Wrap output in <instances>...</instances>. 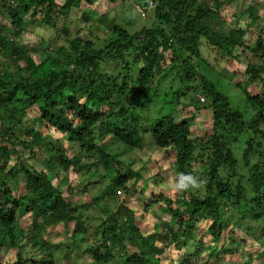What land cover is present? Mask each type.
Wrapping results in <instances>:
<instances>
[{
    "label": "trees",
    "instance_id": "16d2710c",
    "mask_svg": "<svg viewBox=\"0 0 264 264\" xmlns=\"http://www.w3.org/2000/svg\"><path fill=\"white\" fill-rule=\"evenodd\" d=\"M82 1L93 2L0 0V249L10 252L0 257V264H60L64 257L72 260L78 248L81 264H159L167 249L179 255L168 264H215L208 258L234 253L247 243L248 236L240 232L251 222L258 223L247 232L257 244L252 252L264 264V25L254 32L252 43L245 40L251 23L264 21V4L261 9L248 4L245 27L226 26L219 33L207 21L235 0H134L144 8L143 16L137 10L139 16L152 10L156 24L131 33L104 23L103 17L112 37L98 47L92 39L71 36L67 26L57 27ZM82 17L90 18L85 12ZM34 23L59 30L53 48L38 60L21 43ZM203 39L225 47L229 58H237L233 52L239 47L258 59L245 72L247 83L258 81L262 89L250 93L235 84L245 94L250 117L200 75L194 59L204 58ZM171 71L195 80L197 84L184 87L204 95L203 102L195 98L193 112L210 110V126L199 135L193 136V117L178 120L174 115L181 89L172 93L166 112L146 123L140 120L153 82ZM146 148L163 149V157L175 163L174 173L198 177L205 193L200 196L190 188L170 194L162 190L167 180L157 181L162 167L145 173V164H137L136 158H121L124 151ZM194 162L200 167L188 169ZM70 169L88 173L89 180L97 174L108 179L94 199L103 201L97 206L102 215L96 234L83 244L78 241L85 239L88 227L80 208L88 209L94 201L76 205L69 197L71 185L65 194L54 183L59 172ZM131 200L140 208L131 207ZM149 214L160 216L148 224L143 220ZM197 216L207 222L198 237ZM60 223L70 230V238L57 256L59 244L53 237ZM225 241L226 249L220 243ZM247 258L252 264L254 257Z\"/></svg>",
    "mask_w": 264,
    "mask_h": 264
},
{
    "label": "rangeland",
    "instance_id": "374dc122",
    "mask_svg": "<svg viewBox=\"0 0 264 264\" xmlns=\"http://www.w3.org/2000/svg\"><path fill=\"white\" fill-rule=\"evenodd\" d=\"M61 2V0H58ZM91 5H87L84 1L81 2L80 7L73 10L67 20L60 19L58 21L57 27L58 29L62 26H67V29L71 36L79 35L87 39H92L96 46L102 47L104 46L108 40L112 37L110 30L104 23H116L125 27L129 32L133 33L135 31L140 30L144 26H152L156 24L153 21V11H147L145 17L139 16L136 6L140 4L139 1L130 2L131 0H126L125 2H111L109 0H92ZM134 2V3H133ZM251 3L252 7L261 9L264 0H249V1H241L235 0L230 5H224L221 7V10L216 14L218 17L210 18L207 23L211 28H215L219 33L225 31L226 26L231 27H245L247 25V13H245L246 7ZM87 13L90 17L88 20L82 17V13ZM261 14V11H259ZM28 17V15H27ZM103 17L105 20L102 23ZM102 19V20H101ZM264 21L259 19L255 23H251L250 33L248 32L245 35V40L251 43L254 41V32H258L261 27H263ZM59 31V30H58ZM56 29L38 26L37 23L31 24L28 29L23 32L21 36V43L25 44L29 47L30 54L33 55L35 60L39 58H43L46 55L47 51H50V48L54 46L55 37L57 36ZM50 39L49 45H47V40ZM264 42V36H263ZM202 49L201 55L204 57L203 59L197 58L194 59V63L198 66V71L200 75H205L209 78L210 81L215 82L218 85V88L222 93L228 95L230 99L234 100V102L239 106L240 109H244L247 116H251L249 106L245 100V94L239 88L235 87V84L239 82L243 88H246L250 93H254L260 88V82L256 81L254 83H247L249 81V74L245 72V68L248 63L256 62L258 59L252 56L251 52L248 50H243L242 48H235L233 55H236L234 58H229L224 54V48H218L212 46L207 42L206 39L202 40ZM205 44V46H204ZM46 49V51H45ZM170 56L169 52H166V59ZM4 58L3 55L0 56V60ZM164 61L162 60L161 63ZM167 61H165V64ZM197 82H199L197 80ZM247 83V84H246ZM185 84L192 85L197 84L194 80H188L185 78L184 73L180 76L176 71H171L162 81L155 80L151 87V92L147 93L148 102L146 108L140 110V120L143 123H146L150 120L152 116L159 112H166L171 105H167L171 98L172 93H174L177 89H181L182 93L179 95L177 101H180L179 106L176 108L174 115L178 120L186 117H193L191 120V129H193V136L199 135L203 130L208 129L210 126V110L208 109H200L196 112H193V105L196 101L195 98L199 99V96H204L202 92L198 91L196 93L190 91L191 89L188 87H184ZM260 88V89H259ZM175 99V98H174ZM193 115V116H192ZM30 124L34 127L38 128V123L35 119L27 117ZM52 136L46 135L45 139L50 140ZM75 148L73 152H75ZM123 151L122 149H118ZM163 149H155V148H146L141 151L131 152L124 151L121 154L122 159H137L136 163L141 165L145 164V173H150V171H154L156 166L162 167V171L160 175L157 177V181L160 182L163 180H167L166 183L162 185L163 191H169L170 194H175L178 191L173 190V184L177 177V174L174 173L172 166L175 167V163H173L172 159H168L163 157ZM169 154V153H168ZM169 156V155H167ZM36 167H41V164L38 160L32 159L30 162ZM196 164V165H195ZM200 163L194 162L191 163L187 168H193L194 170L198 167ZM200 167V165H199ZM186 168V169H187ZM187 169V171H188ZM198 169V168H197ZM58 180H54V183L67 194L66 185H71V194L69 195L72 202L76 205L78 204H89L92 201L91 206L86 208H80V212L83 214V218L87 221V232L85 234V239L78 241V244H83L91 240L93 236L96 234L95 225L99 221L98 215H102V213L97 209V206H101L103 201L94 200L95 197H99L102 192V188L107 184L108 179L106 174L104 175H95L94 178L89 180V174L84 173V171H77L74 169H70L67 172H59ZM88 179V180H87ZM201 181V180H200ZM201 185L198 188H192L193 192L199 194L200 196L205 193V185L203 181H201ZM167 189V190H166ZM158 190V189H157ZM131 207L134 209H138L139 205L131 200ZM109 207H113L111 204ZM140 208V207H139ZM160 214L156 216H151L150 214L143 221L151 224L154 222L155 218H158ZM161 217H165L168 219V215L162 213ZM171 219V218H169ZM198 228H196L195 234L198 237L201 232V227H205L206 220L196 217ZM170 222H173L171 219ZM73 222H70L72 225ZM258 223H249L250 226H246L243 228L245 231L240 232V235H246L247 243L244 245L238 246L236 252L234 253H222L220 252L217 256H213L208 258V261H215V264H247V257L251 254L254 257L252 264H263V261L260 260V256L257 254H253L252 248L257 244L252 241L247 234V232H253L254 228H256ZM56 231L55 237H53L54 241L59 244V246L55 249V253L57 256L62 255L64 253V247L61 244L62 242L69 241L70 238V230L65 229L62 223L58 224L54 229ZM58 231V232H57ZM259 232V230H256ZM246 233V234H244ZM57 235V236H56ZM206 237L203 239L205 241ZM224 249H226V244L220 242ZM24 251V250H23ZM10 255V252L7 249H0V257H7ZM179 255L175 251L166 250L165 253L160 255L159 264H168L167 261L170 258L177 259ZM212 258V259H211ZM72 260H68V258H62L60 264H81V260L83 256L79 250L77 249V253L71 257ZM211 259V260H210Z\"/></svg>",
    "mask_w": 264,
    "mask_h": 264
},
{
    "label": "clouds",
    "instance_id": "9594fccd",
    "mask_svg": "<svg viewBox=\"0 0 264 264\" xmlns=\"http://www.w3.org/2000/svg\"><path fill=\"white\" fill-rule=\"evenodd\" d=\"M201 183L202 182L199 180L198 177H195L191 174L178 173L173 184V190L185 191L190 188H198L200 187Z\"/></svg>",
    "mask_w": 264,
    "mask_h": 264
},
{
    "label": "built area",
    "instance_id": "2783aa9c",
    "mask_svg": "<svg viewBox=\"0 0 264 264\" xmlns=\"http://www.w3.org/2000/svg\"><path fill=\"white\" fill-rule=\"evenodd\" d=\"M151 5H152V2L149 1V2H148V5H147L146 7L150 8ZM136 8H137V10L140 12V14L144 15V10H143L144 8H143V7H140V6L138 5V6H136ZM199 100H200L201 102H203V101H204V96H199Z\"/></svg>",
    "mask_w": 264,
    "mask_h": 264
}]
</instances>
